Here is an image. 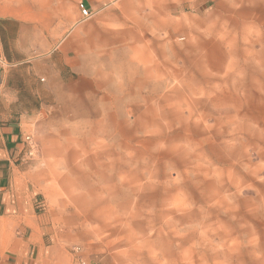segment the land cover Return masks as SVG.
<instances>
[{
    "label": "rangeland",
    "instance_id": "374dc122",
    "mask_svg": "<svg viewBox=\"0 0 264 264\" xmlns=\"http://www.w3.org/2000/svg\"><path fill=\"white\" fill-rule=\"evenodd\" d=\"M161 2L80 23L28 155L51 227L73 264H264V0Z\"/></svg>",
    "mask_w": 264,
    "mask_h": 264
},
{
    "label": "crops",
    "instance_id": "0c3cea01",
    "mask_svg": "<svg viewBox=\"0 0 264 264\" xmlns=\"http://www.w3.org/2000/svg\"><path fill=\"white\" fill-rule=\"evenodd\" d=\"M104 1L0 0V58L7 63L0 70V264H73L62 236L51 227L28 154L38 115L59 103L67 82L81 72L83 47L76 39L86 16L81 4L86 12L105 8V16L125 20L145 12L144 0H118L105 7ZM161 1L165 15L177 16L183 7L178 0ZM181 1L198 11L214 0ZM68 32L75 37L60 44Z\"/></svg>",
    "mask_w": 264,
    "mask_h": 264
},
{
    "label": "built area",
    "instance_id": "2783aa9c",
    "mask_svg": "<svg viewBox=\"0 0 264 264\" xmlns=\"http://www.w3.org/2000/svg\"><path fill=\"white\" fill-rule=\"evenodd\" d=\"M81 9L84 11V13H85V17H87V18H90L91 16H92V13H90V12H86V9H85V7H84V5L83 4H81ZM7 65V63L2 59V58H0V70L3 68V67H5ZM26 140H27V142H29V143H31L32 142V139H31V137H27L26 138ZM35 150V148H34V146H30V150H29V156H33V154H34V151Z\"/></svg>",
    "mask_w": 264,
    "mask_h": 264
},
{
    "label": "bare ground",
    "instance_id": "6f19581e",
    "mask_svg": "<svg viewBox=\"0 0 264 264\" xmlns=\"http://www.w3.org/2000/svg\"><path fill=\"white\" fill-rule=\"evenodd\" d=\"M257 83V82H256Z\"/></svg>",
    "mask_w": 264,
    "mask_h": 264
}]
</instances>
